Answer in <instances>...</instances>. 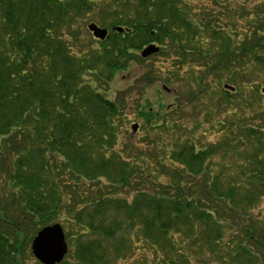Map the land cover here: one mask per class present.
<instances>
[{
	"label": "trees",
	"instance_id": "trees-1",
	"mask_svg": "<svg viewBox=\"0 0 264 264\" xmlns=\"http://www.w3.org/2000/svg\"><path fill=\"white\" fill-rule=\"evenodd\" d=\"M233 9L201 16L185 0H0V264H22L37 232L61 221L74 249L58 264L129 260L134 242L152 254L146 264H264V3ZM90 15L110 32L81 45ZM152 43L174 55L179 74L190 66L192 97L207 101L189 129L141 104L153 147L133 153L119 142L125 93L106 91ZM157 76L150 69L140 82ZM202 131L223 135L208 142Z\"/></svg>",
	"mask_w": 264,
	"mask_h": 264
},
{
	"label": "rangeland",
	"instance_id": "rangeland-1",
	"mask_svg": "<svg viewBox=\"0 0 264 264\" xmlns=\"http://www.w3.org/2000/svg\"><path fill=\"white\" fill-rule=\"evenodd\" d=\"M192 8L193 11L199 13L201 16L203 15L202 12L204 10H213L212 13L215 15L217 11H219L222 7H230L235 13L236 11L233 8L243 9L246 13L248 11H252L255 7H257L260 3H264V0H231L230 2L223 1V0H185ZM228 3V4H227ZM211 13V12H210ZM220 18L222 21H226V18L220 14ZM84 28L82 29L81 36L79 37V44H84L86 41H98L93 34H88L86 26L94 22L98 26L103 28H108L104 25H101L97 19L90 15L88 18H85ZM237 28L241 29V32L244 34L247 31L248 21L246 16L237 18ZM110 31V30H109ZM203 33V34H202ZM201 34L204 36L205 39L208 38L207 34L203 31ZM91 38V39H89ZM98 43H96L97 45ZM208 44H211L208 40ZM161 49V47L157 44H154ZM148 46V45H147ZM145 46V48L147 47ZM144 48V49H145ZM170 49V47L166 48ZM190 66L185 64L181 74H179V69L177 68V62L174 58L173 54L166 52L165 54H161L160 50L158 53H154L149 57L144 58V61L141 62H133L128 70L119 73L116 78L110 83V89L107 90V95L111 98L115 97L117 92L125 93V116H124V125L121 127V133L119 137L120 145L125 147L127 144L133 147V153L136 149L148 150L153 147V144L147 138V134H152L149 127L145 123V119L140 115V108L141 104L144 105L146 108H152L155 112L160 115H164L168 111H172L173 118L175 122L182 124L185 128L189 129L191 126L192 120L195 121V106H198L201 101L206 102V98H194L192 97L191 91H193L194 82L191 76V73L187 70ZM154 69L157 73V79L148 86H144L143 82H140L141 78L150 70ZM261 80V79H260ZM207 82L211 83L212 89L216 90L215 82L212 81V77L209 76ZM193 84L194 86H191ZM264 86V81L262 82ZM139 88H136V87ZM143 89V90H142ZM228 90V89H226ZM230 92L234 93L235 90H229ZM223 92V91H222ZM249 92V89L247 90ZM264 92V91H263ZM248 94V93H247ZM262 103L264 105V96ZM214 100H219L221 103L224 102L222 96H215ZM257 101V99H256ZM226 103V101H225ZM254 104H258L253 102ZM179 105L181 111H177L176 107ZM173 109V110H171ZM176 109V110H175ZM240 108L233 107L232 111L235 112V116L243 115V118L248 119V121L252 122V118L248 113H241L239 112ZM174 111V112H173ZM231 110L224 111L219 120H224L225 123L228 121L229 116L231 115ZM232 115V117H235ZM199 118H203V113L199 112ZM252 119V120H251ZM264 124V121H262ZM133 124H139V127L136 131H133ZM182 126V127H183ZM229 127V126H228ZM233 127V126H231ZM184 129V128H183ZM212 132V131H211ZM214 132V131H213ZM208 133L205 137H202L203 131L197 134L199 139L208 141V142H216L217 140L222 138L223 133L215 132ZM219 133V134H217ZM238 141V140H236ZM240 146V144H237ZM243 148H247L244 147ZM130 150V149H129ZM131 152V153H130ZM127 154H132L130 150ZM235 155L231 153L230 157L227 158V155H221L218 160L228 162L230 159L234 160ZM165 179V178H164ZM166 181V179H165ZM129 195H125L126 193ZM124 193H121L120 196L125 197L127 199H131L134 195V192H129L126 190ZM61 221V220H60ZM62 222V221H61ZM60 222V223H61ZM64 224V222L62 223ZM66 230H69L66 226ZM69 251L72 252L74 247L72 244H68ZM136 248V249H135ZM133 249L135 254L129 260H119L115 264H146L145 260H143V256L148 257V259L152 258V254L148 252L143 246L142 243L133 244ZM29 252H27L24 256L22 264H42L40 261L36 259L34 254L32 253L31 246L29 247ZM133 252V253H134ZM127 262V263H125Z\"/></svg>",
	"mask_w": 264,
	"mask_h": 264
},
{
	"label": "water",
	"instance_id": "water-1",
	"mask_svg": "<svg viewBox=\"0 0 264 264\" xmlns=\"http://www.w3.org/2000/svg\"><path fill=\"white\" fill-rule=\"evenodd\" d=\"M87 27L94 37L99 40H105L108 36V29L100 27L94 22L89 23ZM114 30L122 32L124 28L115 27ZM159 49L156 45L151 44L142 51L141 55L146 58L157 53ZM138 127L139 124H133V131H136ZM31 248L36 259L42 264H58L62 262L69 251L62 225L55 223L43 227L33 238Z\"/></svg>",
	"mask_w": 264,
	"mask_h": 264
}]
</instances>
